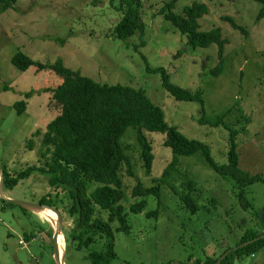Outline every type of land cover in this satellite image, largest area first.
I'll return each mask as SVG.
<instances>
[{
    "label": "rangeland",
    "instance_id": "rangeland-1",
    "mask_svg": "<svg viewBox=\"0 0 264 264\" xmlns=\"http://www.w3.org/2000/svg\"><path fill=\"white\" fill-rule=\"evenodd\" d=\"M140 1L145 31H137L126 40L115 31L124 16L119 11L122 0H19L2 14L1 165L20 172L43 163L49 165L56 157L60 138L45 143V135L49 124L61 113L49 92L63 82L51 67L61 59L67 67L98 83L145 91L162 109L168 125L190 140L206 144L220 165L229 163L230 129L239 131L242 171L250 178L258 175L264 180V19L257 20L262 6L251 0H178L173 8L175 15L184 16L194 2L202 4L209 11L199 20L200 28L220 27L227 39L224 71L215 76L212 70L220 62L219 45H188V36L160 14L173 0ZM224 18L234 19L247 32ZM20 51L48 66L20 70L13 63ZM147 66L164 67L172 84L192 93L202 91L205 122L200 123L199 102L177 101L163 87L161 73ZM22 101L27 109L21 115L17 105ZM246 117L251 119L247 127ZM135 130L128 128L121 140L130 162L123 164L120 173L122 206L130 230L118 231L119 222L113 225L118 253L115 264H198L220 256L228 247H237L246 231H264V183L245 189L251 204L248 210L240 203L242 190L210 168L201 151L179 157L181 172L196 184L193 197L200 210L193 214L181 199L188 192L182 187L186 179L162 182L164 170L173 159L171 149L164 145L166 135L144 131L155 157L152 171L147 173ZM138 185L144 189L160 186V201L153 195L135 197L133 191ZM97 188L93 185L91 192ZM7 194L36 204L45 201L58 210L66 232V264H91L85 257L91 247L79 250L71 244V238L67 242V233L71 235L76 227V219L67 213L71 199L62 189L54 191L50 175L33 174ZM143 199L147 201L146 209L131 213L130 207ZM155 210L156 216L146 215ZM38 215L0 198V264H56L53 227ZM97 216L108 221L109 213L98 207ZM96 240L92 248L105 247L106 239L97 236ZM234 257V264H264V247L254 254Z\"/></svg>",
    "mask_w": 264,
    "mask_h": 264
},
{
    "label": "trees",
    "instance_id": "trees-1",
    "mask_svg": "<svg viewBox=\"0 0 264 264\" xmlns=\"http://www.w3.org/2000/svg\"><path fill=\"white\" fill-rule=\"evenodd\" d=\"M18 1L0 0V17L3 13L13 9ZM251 1L262 6L257 20L264 19V0ZM177 2L178 0H173L167 4L160 14L165 20L175 25L182 34L188 36V45L192 48L208 47L214 43L219 45L220 62L212 70L213 75L219 76L224 71L227 44L222 29L220 27L208 30L200 28L199 20L208 14L209 9L197 2L184 11V16L175 15L173 8ZM141 9L140 0H122L119 11L124 12V16L115 29L116 35L121 40H126L137 31L141 33L145 31L146 26L141 16ZM224 21L247 32L234 19L224 18ZM13 63L20 70H28L34 65L40 69L48 66L34 60L23 51L14 56ZM51 67L63 80L55 90H49L53 94V101L61 108V113L49 124L45 143L53 142L55 137L60 138L57 155L49 165L43 163L44 165L31 166L20 172H11L2 166L6 178V191L15 190L21 182L31 179L33 174L50 175L54 191L62 189L71 199L67 213L76 219V227L72 229L71 235L67 233V242H69L68 238H71L73 241L71 244L79 250L83 247H91V250L85 255L87 259H90L91 264H115L114 261L117 259L118 253L113 225L119 222L118 231L129 232L130 230L127 214L122 206L124 192L120 174L123 164L129 165L130 163L121 143L122 137L130 127L136 129L137 142L142 151L141 155L147 173H151L155 157L152 144L146 138L144 131L166 135L164 145L171 149L173 159L164 170L162 182L166 184L171 178L187 180L183 181L182 187L186 188L188 192L182 194L181 199L186 203L191 213L195 214L200 210V205L193 197L197 190L196 184L189 180L186 173L181 172L179 157L192 156L199 151L203 153L210 168L217 171L226 180L235 182L237 187L242 190L239 196L240 203L244 208L250 209L251 204L246 199L245 189L256 183H264V180L258 175L250 178L242 171L237 144L239 131L230 129L229 163L220 165L215 161L206 144L190 140L175 126L168 125L162 109L151 102L145 91L122 84L98 83L79 70L67 67L61 59L56 60ZM147 69L161 73L163 87L177 101L199 102L202 106L200 123L205 122L202 91L192 93L188 89L172 84L170 75L164 67L151 68L147 66ZM17 108L19 114L22 115L27 109V103L22 101L17 105ZM245 123L247 127L251 123V119L246 117ZM246 127L243 128L244 132L247 131ZM30 143L32 146V140ZM129 173L132 174L131 170ZM93 185H98V188L91 192ZM133 195L135 197L153 195L160 201L161 187L144 189L138 185L133 191ZM40 203L46 205L45 201ZM98 207L109 213L108 221L97 216ZM146 207L147 201L143 199L132 205L130 212L133 214L142 213ZM157 213L158 210H155V212H149L146 215L148 217L156 216ZM263 234L264 231L248 230L236 246L256 240ZM97 236L106 239L105 247L102 249L92 248V245L97 241ZM263 247L264 239L252 242L239 250H234L221 264H234V256L251 255ZM231 248H226L218 257L208 258L198 264H216L221 256Z\"/></svg>",
    "mask_w": 264,
    "mask_h": 264
},
{
    "label": "water",
    "instance_id": "water-1",
    "mask_svg": "<svg viewBox=\"0 0 264 264\" xmlns=\"http://www.w3.org/2000/svg\"><path fill=\"white\" fill-rule=\"evenodd\" d=\"M0 198L8 203H11L13 205H17L20 206L28 211L33 212L32 210L34 208H41V209H50L54 212H56L57 216H58V224H57V230H54V247H55V260H56V264H60L58 262V257H59V247H58V238H59V234L62 232V227H63V218L62 215L60 214V212L52 207H49L47 205H43L41 203H31V202H26V201H20V200H16L13 198H10L7 196L6 193V178H5V173H4V169L0 163ZM262 219L264 220V212L261 215ZM264 239V234L261 235L259 238H256V240H253L251 242H246V243H242L240 245H238L237 247H233L231 249H229L220 259L216 264H221L228 256L229 254H231L234 250H239L240 248L245 247L246 245L252 243V242H256L258 240H263Z\"/></svg>",
    "mask_w": 264,
    "mask_h": 264
},
{
    "label": "bare ground",
    "instance_id": "bare-ground-1",
    "mask_svg": "<svg viewBox=\"0 0 264 264\" xmlns=\"http://www.w3.org/2000/svg\"><path fill=\"white\" fill-rule=\"evenodd\" d=\"M0 184H1V182H0ZM32 211L41 215L46 220H48V222L53 227V230H57V224H58L59 219H58L56 212H54L50 209H41V208H34ZM62 232H63V229H62ZM62 232L59 234V238H58V247H59L58 262L60 264H66L65 257H64V251L66 248V240H65V237H64ZM62 248H63V251H62ZM61 251H62V253H61Z\"/></svg>",
    "mask_w": 264,
    "mask_h": 264
},
{
    "label": "crops",
    "instance_id": "crops-1",
    "mask_svg": "<svg viewBox=\"0 0 264 264\" xmlns=\"http://www.w3.org/2000/svg\"><path fill=\"white\" fill-rule=\"evenodd\" d=\"M6 193H7V191H6ZM7 196H8V194H7ZM9 197V196H8ZM10 198H13V197H10ZM35 213V212H34ZM36 215H38L37 213H36ZM38 216H40V215H38ZM41 218H43L42 216H40ZM43 219H45V218H43ZM46 220V219H45ZM48 221V220H47Z\"/></svg>",
    "mask_w": 264,
    "mask_h": 264
}]
</instances>
